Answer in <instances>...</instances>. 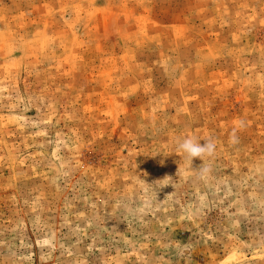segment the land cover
Listing matches in <instances>:
<instances>
[{
	"label": "rangeland",
	"instance_id": "374dc122",
	"mask_svg": "<svg viewBox=\"0 0 264 264\" xmlns=\"http://www.w3.org/2000/svg\"><path fill=\"white\" fill-rule=\"evenodd\" d=\"M0 264H264V0H0Z\"/></svg>",
	"mask_w": 264,
	"mask_h": 264
},
{
	"label": "clouds",
	"instance_id": "9594fccd",
	"mask_svg": "<svg viewBox=\"0 0 264 264\" xmlns=\"http://www.w3.org/2000/svg\"><path fill=\"white\" fill-rule=\"evenodd\" d=\"M215 145L212 141H206L203 145L194 137H185L177 140V150L182 153L183 159L188 163H192L194 158L202 159L205 155H211ZM208 169L203 168L201 172H207Z\"/></svg>",
	"mask_w": 264,
	"mask_h": 264
}]
</instances>
